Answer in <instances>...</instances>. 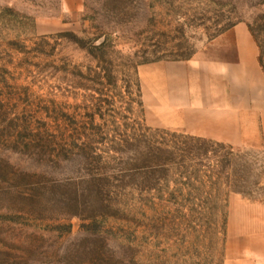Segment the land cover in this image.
Here are the masks:
<instances>
[{
    "label": "rangeland",
    "instance_id": "obj_1",
    "mask_svg": "<svg viewBox=\"0 0 264 264\" xmlns=\"http://www.w3.org/2000/svg\"><path fill=\"white\" fill-rule=\"evenodd\" d=\"M242 34L264 74V0H0V264H264V148L143 95Z\"/></svg>",
    "mask_w": 264,
    "mask_h": 264
},
{
    "label": "crops",
    "instance_id": "obj_2",
    "mask_svg": "<svg viewBox=\"0 0 264 264\" xmlns=\"http://www.w3.org/2000/svg\"><path fill=\"white\" fill-rule=\"evenodd\" d=\"M233 40L236 61L195 55L149 68L143 83L147 117L154 115L164 128L233 147L264 148V74L250 38L242 34ZM159 67L161 80L155 73Z\"/></svg>",
    "mask_w": 264,
    "mask_h": 264
},
{
    "label": "trees",
    "instance_id": "obj_3",
    "mask_svg": "<svg viewBox=\"0 0 264 264\" xmlns=\"http://www.w3.org/2000/svg\"><path fill=\"white\" fill-rule=\"evenodd\" d=\"M197 139H202V137H197ZM209 140H212V139H209ZM212 141H214L215 143H222V142H218V141H215V140H212ZM208 151H210V152H212V153L214 152L213 149H208ZM228 161H229V160H226L225 163H227ZM180 164H181V163H180ZM180 166H182L183 168H185L183 164H181ZM191 166H192V165H191ZM191 166L189 165V169L191 168ZM189 169H188V170H189ZM193 169H194L195 172H197V171H196L197 169H195V168H193ZM197 173H198V172H197ZM194 176H195V175H194ZM195 177H196V176H195ZM198 178H199V177H198ZM194 179H195V181H196V178H194ZM200 181H201V180L198 179V182H199V183H201Z\"/></svg>",
    "mask_w": 264,
    "mask_h": 264
}]
</instances>
